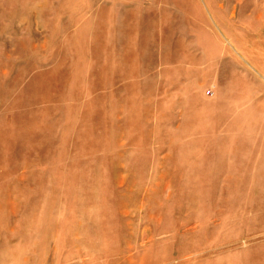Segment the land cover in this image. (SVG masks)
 Masks as SVG:
<instances>
[{"label":"rangeland","instance_id":"rangeland-1","mask_svg":"<svg viewBox=\"0 0 264 264\" xmlns=\"http://www.w3.org/2000/svg\"><path fill=\"white\" fill-rule=\"evenodd\" d=\"M0 264H264V0H0Z\"/></svg>","mask_w":264,"mask_h":264},{"label":"crops","instance_id":"crops-1","mask_svg":"<svg viewBox=\"0 0 264 264\" xmlns=\"http://www.w3.org/2000/svg\"><path fill=\"white\" fill-rule=\"evenodd\" d=\"M220 93H221V92H220ZM220 93H219L218 96H217V100L219 99V96L221 95ZM218 112H219V109L214 108L213 113H217V114L213 115V117H215L216 115H217V117H218V116H219ZM208 114L210 115L209 112H208ZM215 118H216V117H215Z\"/></svg>","mask_w":264,"mask_h":264}]
</instances>
